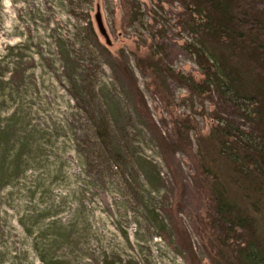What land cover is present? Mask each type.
<instances>
[{"label": "rangeland", "instance_id": "374dc122", "mask_svg": "<svg viewBox=\"0 0 264 264\" xmlns=\"http://www.w3.org/2000/svg\"><path fill=\"white\" fill-rule=\"evenodd\" d=\"M190 9L0 0V264H242L248 234L212 205L198 151L219 122L251 132L257 104L146 65L202 83Z\"/></svg>", "mask_w": 264, "mask_h": 264}, {"label": "trees", "instance_id": "16d2710c", "mask_svg": "<svg viewBox=\"0 0 264 264\" xmlns=\"http://www.w3.org/2000/svg\"><path fill=\"white\" fill-rule=\"evenodd\" d=\"M181 1L200 18L201 24L192 28L197 44H190V50L204 80L199 84L161 61L146 65L154 79L164 74L199 96L215 91L234 102L257 104L247 115L251 132L233 131L222 122L211 130L200 145L197 168L211 187L217 212L248 234L239 250L242 264H264V76L244 74L233 60L246 53L264 69V12L242 0ZM176 133L181 139L183 126Z\"/></svg>", "mask_w": 264, "mask_h": 264}]
</instances>
